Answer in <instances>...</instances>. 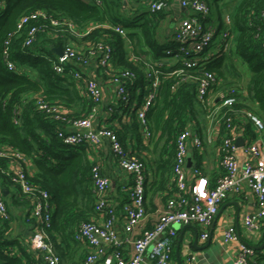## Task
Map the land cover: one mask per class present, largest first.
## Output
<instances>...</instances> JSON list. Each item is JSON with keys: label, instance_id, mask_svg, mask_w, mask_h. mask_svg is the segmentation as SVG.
<instances>
[{"label": "trees", "instance_id": "trees-1", "mask_svg": "<svg viewBox=\"0 0 264 264\" xmlns=\"http://www.w3.org/2000/svg\"><path fill=\"white\" fill-rule=\"evenodd\" d=\"M207 1L212 9L211 20L217 23L220 30L227 29L229 35L218 41L221 50L205 67L220 79L219 84L214 87L215 93L230 87L237 89V99L231 111L235 119L234 126L235 129L241 128L252 142L257 134L246 112L264 121V0H239L230 11L229 23L224 18V7L220 5V0ZM4 4L0 13V151L7 147L14 153L29 157L34 165L28 175L29 181L49 191L53 205L49 235L62 262L68 248L78 250V246L82 247L78 245L82 242L76 239L75 234L83 223L93 220L97 211V197L92 179L94 162L89 156L90 145L64 143L57 134L63 123L39 110L36 105L35 97L43 96L49 103L68 109L71 117L86 115L92 107V103L80 95L74 81L72 71L81 69L80 67L69 62L62 73L54 70L53 65L58 60L54 48L61 47L63 50L72 43L80 51H85L99 41L112 45L115 67L133 71L137 76L129 88L132 104L136 98L143 100L149 91V80L143 69L146 59H161L165 56V50L174 46L168 38L165 41L159 38L160 24L168 11L157 14L146 12L139 18L124 17L120 13L123 11L121 0H103L102 5L87 0H4ZM37 11L45 12L47 18L30 20L18 31L21 17ZM52 20L59 21L60 24L55 25ZM64 22L72 23L81 33L90 26H98L87 35L79 37ZM114 25L124 27L127 37L116 32L112 28ZM33 26L39 28L36 40L31 46H25V39ZM127 39L133 47V58H130ZM231 39L233 44L228 52ZM7 41L16 71L10 70L4 61ZM97 59L98 57L94 58L90 69L96 75L103 76ZM233 59L241 60L250 70V78L244 84L241 79L228 78V72L235 71L236 68ZM190 72L199 74L193 69ZM106 77L104 74L103 79ZM197 102L195 79L183 80L180 76L162 74L158 96L147 111L148 138L142 137V127L136 116L132 115L131 122L121 117L120 110L127 111L130 104L126 109L122 102L113 105L115 111L112 116L119 121L109 124V127L116 132L125 151L132 148L147 163L146 192L151 193V200L146 203L147 219L149 213H154L157 209L153 201L156 194L166 204L177 191L172 178L177 139L181 132L191 127L199 131L201 121ZM239 115H243L248 121L240 122ZM223 133L222 130L219 146ZM130 138L136 140V146L132 145L133 140L130 141ZM133 152L131 151L132 154ZM194 152L197 157L196 149ZM112 154L114 156L113 151ZM11 160V157L0 156L1 193L4 198L7 191L12 196L11 202L5 200L10 218L0 223V264H43L42 252H34L28 245L27 234L30 231L26 234L22 229L18 230L17 218L9 207L22 204L27 210L29 206L28 198L13 183V175L9 174ZM220 168L214 174L215 177L209 179L203 173L198 159L197 164L190 168L191 171L188 169L189 188L195 169H199L208 178L210 188L215 187L218 179L224 175L223 167ZM12 187L18 189L17 195L11 193ZM127 201L128 192L127 200L123 203ZM160 215L161 212L153 224L148 222L146 229H152ZM29 216L27 210L26 219ZM87 253L85 250L84 255L82 254V264ZM258 264H264V255L259 256Z\"/></svg>", "mask_w": 264, "mask_h": 264}, {"label": "built area", "instance_id": "built-area-1", "mask_svg": "<svg viewBox=\"0 0 264 264\" xmlns=\"http://www.w3.org/2000/svg\"><path fill=\"white\" fill-rule=\"evenodd\" d=\"M90 3L102 5L103 0H87ZM123 9L134 4L145 5L147 12L157 14L165 10H172V0H121ZM180 13L171 29L169 41L174 43L165 50V56L161 59H146L144 75L149 80V91L143 100L137 98L130 104L129 88L137 79L136 74L130 70L117 69L114 65V48L109 43L99 41L95 45L80 51L72 43L63 49V55H58V60L53 68L57 73L65 70V65L73 62L81 69L72 71L77 89L82 97L92 103V107L80 117H71L68 109L53 105L43 96L37 95L36 105L39 110L55 117L63 123L57 134L68 145L88 144L99 146L107 141L114 152L115 160L121 169L128 172L132 181L126 189L128 201L122 207L124 214L125 236L123 241L119 239L116 229L117 208L108 193L111 187V179L107 176L98 161H93L92 179L94 191L97 197V211L102 215L103 221L91 220L83 223L77 230L75 237L86 244L88 253L83 264H171L173 245L179 236V230L175 225L184 226L196 224L202 228L201 240L206 241L210 237V227L219 211L220 205L232 192L241 193L243 182H247L256 196L258 210L255 214L247 216L243 226L247 233L257 231L264 222V143L261 140L252 141L241 146L246 154V159L240 165L237 158L234 118L231 113L237 99V89L230 87L226 90L214 92L215 85L219 84V77L206 70V63L221 48L218 41L224 40L228 30H220L217 23L211 20L212 9L207 0H177ZM4 0H0V13L4 8ZM47 18L43 11L33 12L21 17L18 23V31L25 27L30 20ZM55 25L59 21L52 20ZM76 36L83 37L98 25L88 27L84 32L76 30L72 23L64 22ZM112 28L122 36L127 37V30L121 25ZM39 28L33 26L25 39L24 45L31 46L36 40ZM220 32V34H217ZM218 39V40H217ZM4 50V61L10 70L16 71L15 62L11 59L9 41ZM130 58H133V47L127 39ZM98 57V66L102 69L103 76L96 75L91 68L94 58ZM171 59V62L167 61ZM193 69L199 72L192 74ZM105 79L116 85L118 102H122L127 111H121V117L125 121H132V115L136 116L142 127L141 135L144 138L150 136L147 128V111L152 107L158 96V88L162 74L180 76L181 79H195L197 83V101L201 104L207 119L215 122V125L224 133L220 146V165L224 169L215 187L210 188L208 178L195 169L194 179L189 188L187 182L188 167L187 158L191 144L197 149L203 148V141L197 134L196 128L191 127L180 133L177 139L175 165L172 170V178L177 191L168 199L161 215L152 229L144 228L147 219L146 213V183L147 163L132 148L124 150L116 132L105 124H97L95 121L97 107L103 99V87L99 81ZM102 75V74H101ZM141 88L138 89L140 92ZM110 112L115 107L109 108ZM252 123L259 131L264 130V123L258 116L246 112ZM16 122V119H15ZM136 141H132L134 146ZM133 152V154L131 153ZM0 156L11 157L12 181L29 200L30 218L36 230L38 249L42 252L43 264H62L60 257L54 249L49 235L52 227L53 205L48 190L42 189L28 179L34 165L29 157L14 153L13 150L4 147ZM10 218L9 210L0 189V223ZM136 231H141L135 236ZM225 241L232 242L239 238L234 227L225 232ZM132 245L129 255L124 256L121 249L122 243ZM112 246V250L105 254V246ZM36 247V246H35ZM264 255L262 250L244 242L233 261L224 264H258V258Z\"/></svg>", "mask_w": 264, "mask_h": 264}, {"label": "crops", "instance_id": "crops-1", "mask_svg": "<svg viewBox=\"0 0 264 264\" xmlns=\"http://www.w3.org/2000/svg\"><path fill=\"white\" fill-rule=\"evenodd\" d=\"M172 10H168V14L163 22L160 24L159 38L161 41H165L171 35V29L176 22L177 16L180 13L179 3L177 0L171 1ZM235 5L238 0L232 1ZM123 11L134 13L137 11L135 5H129L127 8H124ZM122 11V12H123ZM227 23H229V17L226 18ZM129 50H131L130 47ZM171 62V59L168 60ZM103 87V99L97 107L95 121L97 124L111 125L116 124L119 120L114 119L109 108L113 105L118 104V98L116 93V85L108 79H99ZM245 93V91H243ZM199 113V111H198ZM122 113L120 112V115ZM200 114V113H199ZM200 117L201 114H200ZM199 117V119H200ZM240 122H247L248 119L243 115H239ZM114 119V120H113ZM202 119V120H201ZM201 126L199 131L196 129L197 134L203 141V148L197 149L192 144L189 147L190 157H192L193 165L197 164L198 159L202 164L203 173L210 179L215 177L214 174L218 173L221 170L220 166V146L219 139L221 138V130L215 125V122L210 121L206 116L201 118ZM252 126L257 134L256 138L253 141L261 140L264 143V131H259L257 127L252 123ZM235 135L243 139L244 144H247L251 141L246 137L241 128L235 129ZM136 141L134 138H130V141ZM136 146V145H135ZM243 146V145H242ZM195 149L198 152L197 157L195 156ZM90 159L92 161H98L101 163L104 173L111 179V187L109 190V197L114 201L117 208V221L116 229L119 235V239L123 241L125 236L124 224L125 218L122 213V207L124 201L127 200V188L130 186L132 177L131 175L120 168L117 164L113 154L112 149L107 141H104L102 145L99 146H90L89 152ZM237 158L240 165L246 159V154L241 146L237 150ZM188 167V166H187ZM148 169V167H147ZM189 171L190 168L188 167ZM188 171V172H189ZM150 176L151 170L149 167ZM192 178V175L189 176ZM11 193L17 195L18 193L14 192L11 189ZM12 196L6 192L5 200L11 202ZM151 200V193L146 192V203H149ZM154 204L156 206V211L154 213H149L148 221L143 224L146 228L148 222L150 224L155 222L165 206V202L161 200L160 195L156 194L153 198ZM12 213L16 216V227L18 230L22 229L27 234V231H30L27 234L28 245L34 252H38L39 249L37 246L36 240V230L33 225V220L28 217L26 219L27 210L25 206L20 205H10ZM258 205L256 201V196L254 192L250 189L247 182H243V190L241 193H230L228 197L223 201L219 207V211L214 218V221L210 227V237L206 241L201 240L202 228L196 224H187L184 226L175 225L179 230V236L184 228L183 240L179 242V236L173 245V255L171 264H224L229 263L235 259L237 256L241 245L244 242H247L253 246H260L264 244V222L260 228L249 235L246 229L243 226L244 219L253 215L257 212ZM93 220L97 222H102V215L96 211L93 215ZM230 227H234L239 235L238 240L227 242L225 241V232ZM141 231H136L135 236H139ZM60 241V238H58ZM197 240V241H196ZM250 240H254L253 244ZM196 241V242H195ZM61 243V242H60ZM82 247L78 246V250L68 248L66 250L65 258L62 260L63 264H82V256L85 253V250L88 251L86 244L81 243ZM36 246V247H35ZM132 245L125 242L122 243L121 249L123 255H129L128 252L131 251ZM112 250V246H105V254H108ZM264 252V247L260 249ZM83 254V255H82ZM81 255V257H80Z\"/></svg>", "mask_w": 264, "mask_h": 264}, {"label": "rangeland", "instance_id": "rangeland-1", "mask_svg": "<svg viewBox=\"0 0 264 264\" xmlns=\"http://www.w3.org/2000/svg\"><path fill=\"white\" fill-rule=\"evenodd\" d=\"M234 0H220V5L223 6V15H224V18H227L230 16V11L232 10L234 4L233 2ZM239 1V0H238ZM135 9H137V11H134V13H129V12H126V11H121L120 13L124 16V17H130V18H139L143 13H146L147 12V7L145 5H142V4H139V5H136L135 6ZM215 11V9H214ZM141 21H139L140 23ZM218 40V39H217ZM232 39L229 40V46L227 47L228 48V52H229V49L230 47H232ZM233 63L235 64V71L237 70V72L235 73V71L233 70H230L228 72V78L229 79H241L244 83H246L248 81V79L250 78V70L248 68V66L246 64H244L241 60L237 59V60H234L233 59ZM197 109L199 111V113L201 114L202 117H200V114H199V117L200 119L205 117V114H204V110H203V107L201 106V104L199 102H197ZM202 120V119H201ZM263 121V120H262ZM264 123V121H263ZM264 131V130H263ZM13 191L18 193V189L16 187H12ZM253 244H255L254 240H250Z\"/></svg>", "mask_w": 264, "mask_h": 264}, {"label": "water", "instance_id": "water-1", "mask_svg": "<svg viewBox=\"0 0 264 264\" xmlns=\"http://www.w3.org/2000/svg\"><path fill=\"white\" fill-rule=\"evenodd\" d=\"M54 51L59 55V56H62L63 55V50L61 49V47H56V48H54ZM236 145L239 147V146H242V145H244V141H243V139L242 138H240V137H238L237 139H236ZM190 152H189V154H188V158H187V166L189 167V168H191L192 166H193V160H192V157H190ZM185 228V227H184ZM184 228H183V230H182V232H181V234H180V236H179V242L181 243L182 242V240H183V236H184ZM197 241V240H196ZM195 241V242H196ZM257 249H262L263 247H264V244H262V245H260V246H255Z\"/></svg>", "mask_w": 264, "mask_h": 264}]
</instances>
